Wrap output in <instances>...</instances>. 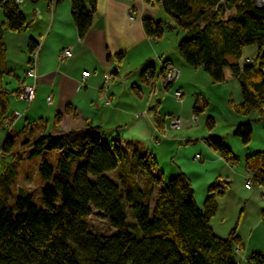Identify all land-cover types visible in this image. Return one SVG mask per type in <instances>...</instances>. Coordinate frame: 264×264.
Instances as JSON below:
<instances>
[{"label": "trees", "instance_id": "trees-1", "mask_svg": "<svg viewBox=\"0 0 264 264\" xmlns=\"http://www.w3.org/2000/svg\"><path fill=\"white\" fill-rule=\"evenodd\" d=\"M65 1L71 2L83 40L97 13V0H50V6ZM144 1L160 4L174 23L167 27L159 21L143 20L147 37L157 41L167 30L185 32L178 44L184 62L203 67L214 84L223 83L225 69H230L244 97V103L234 109L245 115L258 111L264 121V7L256 0ZM20 6L16 0L0 1L4 15L0 23V129L6 132L18 116L10 114L11 94L4 87L7 77H16L6 66L4 34L24 33L33 24ZM38 46V41L31 39L29 53L34 54ZM248 46H258L259 55L254 64L241 68L242 51ZM122 57L117 56V61ZM148 74L155 75L154 68L143 72L145 82ZM20 94L21 89L16 92L18 97ZM157 115L155 122L160 129ZM61 117L57 114L56 122ZM213 126V122L208 123V129ZM235 136L248 145L251 124L239 126ZM103 138L100 129L90 124L61 136L23 138L21 145L30 148L31 159L45 152L63 154L56 163L54 184L43 190L44 208L29 194L19 195L11 203L9 184L17 177V170L11 162L0 171V264H239L235 246L242 249L243 244L237 236L238 224L226 239L219 238L211 225L218 199L231 188L229 179L214 181L200 209L183 173L165 181L152 154L128 152L118 136L110 144ZM17 140L16 136H5L0 142V159L13 150ZM206 142L227 164H239L222 139L210 137ZM245 166L252 183L264 187V153L248 157ZM40 174L51 181L55 167L44 161ZM93 210L109 221L114 234L89 231ZM248 262L264 264V256L253 253Z\"/></svg>", "mask_w": 264, "mask_h": 264}, {"label": "crops", "instance_id": "crops-1", "mask_svg": "<svg viewBox=\"0 0 264 264\" xmlns=\"http://www.w3.org/2000/svg\"><path fill=\"white\" fill-rule=\"evenodd\" d=\"M22 1L21 11L33 24L24 33L4 34L6 66L16 76L7 77L4 87L11 94L10 114L18 119L7 132L0 129V142L7 134L22 142L24 137L61 136L90 124L100 129L107 144L118 136L128 152L152 154L165 181L183 173L200 209L214 181L219 177L229 179L231 188L218 199V210L211 221L213 231L226 239L238 224L237 236L243 248L237 260L241 264H249L253 253L264 256V187L253 184L251 189L246 188L250 177L245 166L248 157L264 153V121L258 111L245 115L234 109L244 103V97L230 69H225L223 83L214 84L203 67H190L179 54L178 44L185 32L167 30L161 40L149 39L143 20L174 25L157 3L97 0L92 26L81 40L71 2L50 6V0ZM3 21L0 7V23ZM31 39L39 43L34 54L28 51ZM67 48L72 56L62 60ZM119 55L123 56L121 61H117ZM258 55V46L245 47L240 66L254 64ZM165 63L179 70L178 79L167 91L151 86L142 77L149 67L161 73ZM31 68L37 76L36 97L28 103L16 92L32 82L27 78ZM84 72L91 76L81 90ZM107 74L113 81L104 92ZM176 92L182 94L180 99ZM57 114L62 115L59 122ZM173 117L180 118V128L169 126ZM209 122L214 123L212 129H208ZM248 123L252 138L245 145L235 131ZM210 137L222 139L239 164H227L213 151L206 142Z\"/></svg>", "mask_w": 264, "mask_h": 264}, {"label": "rangeland", "instance_id": "rangeland-1", "mask_svg": "<svg viewBox=\"0 0 264 264\" xmlns=\"http://www.w3.org/2000/svg\"><path fill=\"white\" fill-rule=\"evenodd\" d=\"M63 153L60 151L45 152L43 155L35 158H30V148L21 145L20 139L17 140L13 150L1 157L2 167L5 168L8 164L13 162L15 169L17 170V177L11 182V191L8 194V199L12 203L19 195H32L34 197V203L39 208H44L42 193L47 185H53L56 177L58 176L57 161ZM44 161L50 162L55 167V174L51 181L45 180L40 174V168ZM161 166L164 165L161 163ZM110 177L116 180L114 175ZM160 187L157 188L159 190ZM157 196L154 197L156 199ZM130 223L133 221L130 219ZM88 229L91 233L99 235H112L116 232L111 227L109 221L104 218L100 212L93 210L92 215L89 218Z\"/></svg>", "mask_w": 264, "mask_h": 264}, {"label": "built area", "instance_id": "built-area-1", "mask_svg": "<svg viewBox=\"0 0 264 264\" xmlns=\"http://www.w3.org/2000/svg\"><path fill=\"white\" fill-rule=\"evenodd\" d=\"M16 3L18 5H21L23 3L22 0H16ZM256 4L259 7H264V0H256ZM72 56V51L70 48L65 49L62 54H61V59L62 60H66L69 59ZM243 68V67H241ZM91 76L90 72H84L82 74V78L83 80L81 81L80 84V89L82 90L85 85H86V79L89 78ZM179 77V70L173 66L172 64H165L163 66V70L161 73H156L155 75H146V81L153 87H161L163 90L167 91L170 87L171 84H173ZM27 78L32 81L27 83L24 86V89L22 90L21 94H20V99L31 103L34 101L35 97H36V73L34 69H29L27 72ZM105 79V85L103 87V91L106 92L108 90L109 85L111 84V82L113 81V77L110 74L105 75L104 77ZM182 97V94L180 92H176V98L180 99ZM47 101L50 103L51 102V98L49 97L47 99ZM108 104V101L106 102ZM180 124H181V120L179 117H173L169 120V126L172 129H177L180 128ZM253 186V183L251 180H248L246 183V188L247 189H251ZM240 251V247L238 245L235 246V255H236V259L238 257ZM239 264H241L239 262V260H237Z\"/></svg>", "mask_w": 264, "mask_h": 264}]
</instances>
